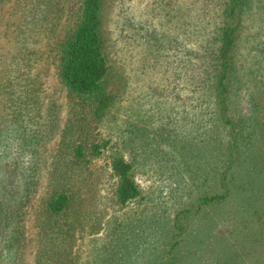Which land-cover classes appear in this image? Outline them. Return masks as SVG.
<instances>
[{
    "label": "rangeland",
    "instance_id": "obj_1",
    "mask_svg": "<svg viewBox=\"0 0 264 264\" xmlns=\"http://www.w3.org/2000/svg\"><path fill=\"white\" fill-rule=\"evenodd\" d=\"M227 2L104 0L106 89L113 102L98 122L58 79L53 43L72 22L63 21L51 38L28 41L34 64L20 79L23 118H11L19 111L16 87L0 86V132L10 122L20 132L49 138L39 146L42 169L23 222L19 264H264V0H250L245 8L222 106L213 61ZM4 33L0 23V63L6 66L15 44ZM6 71L0 68V80ZM81 123L95 126L111 144L94 165L99 182L92 193L100 196L94 199L101 198L105 219L98 233L76 235L64 262L44 251L53 241L38 221L45 217L61 139L78 134ZM69 127L74 131L66 134ZM13 140L0 143L1 211L18 202V170L31 164ZM116 153L133 164L142 192L125 207L112 201L109 163ZM221 194L227 195L223 201L200 205ZM55 238L61 246L62 238ZM0 264L9 260L1 257Z\"/></svg>",
    "mask_w": 264,
    "mask_h": 264
},
{
    "label": "trees",
    "instance_id": "obj_2",
    "mask_svg": "<svg viewBox=\"0 0 264 264\" xmlns=\"http://www.w3.org/2000/svg\"><path fill=\"white\" fill-rule=\"evenodd\" d=\"M249 2L250 0H228L224 22L216 38L219 46L214 53L213 64L218 99L222 106L227 100L229 80L234 69L233 50L237 34ZM103 3L104 0H0V23L8 32L4 33V37H10L11 43L15 44V50L9 58L10 63L6 66L0 63V68L7 70V77L0 80V86L10 89L16 87L14 98L18 103L14 104L19 111L17 115L14 113L11 116L12 122L23 118V84L20 79L29 74L26 70L34 64L30 58L34 50L29 48L28 41L38 35L53 37L63 21H70L72 24L68 32L58 35L57 41L53 43L57 49L55 66L58 79L67 89L68 95L73 100L76 99L75 102L82 103L84 113L87 110L85 105L90 107L88 110L90 109L91 120L101 121L113 102L106 89L109 66L101 30ZM27 79L30 78L26 77L25 80ZM56 108V104L50 105L46 112L47 120L56 113ZM56 118L57 114L52 123H48L49 126L55 124ZM82 119H86L85 115ZM88 125L81 123L78 134H71L67 140L65 137L61 139L62 145L54 163L55 168L50 172L49 199L41 212L45 217L38 221V227L44 232V236L51 235L47 238L53 241L52 247L46 244L44 251H52L55 256L53 259L64 262L78 240L76 235L98 233L105 219L101 198L94 199L100 196L92 193L94 187H97L95 179L99 182L94 165L111 144L109 140L101 138L95 126L91 128ZM73 131L69 127L66 134ZM8 138H14L20 155L22 151H28L31 161L27 168L21 167L18 170L22 179L19 178L22 189L18 202L7 211L6 208L4 211L0 210V258L8 259L9 264H19L24 251L23 222L31 200L37 193V178L42 169L39 146L49 138L44 134L20 132L10 122L4 130L1 129L0 143L3 144ZM235 140L229 146L231 151L238 146V140ZM15 162L19 166L17 159ZM233 163L234 160H230V166ZM109 171L113 181L111 189L114 205L125 207L141 197L134 166L123 154L116 153L111 157ZM226 196L221 194L204 197L200 200V205L221 202ZM56 236L62 238L61 246L54 242Z\"/></svg>",
    "mask_w": 264,
    "mask_h": 264
}]
</instances>
